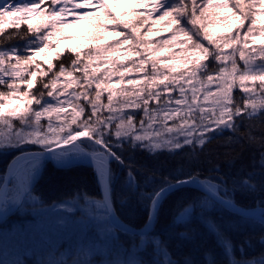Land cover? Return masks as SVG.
I'll use <instances>...</instances> for the list:
<instances>
[{"label":"trees","instance_id":"16d2710c","mask_svg":"<svg viewBox=\"0 0 264 264\" xmlns=\"http://www.w3.org/2000/svg\"><path fill=\"white\" fill-rule=\"evenodd\" d=\"M8 2L9 0H0V7ZM34 2L35 0H12L14 4ZM180 2L181 0H171L165 5L178 7ZM184 2L190 9L191 0H184ZM68 19L71 20V17ZM82 21L84 20L74 24L72 29L75 30L79 24L83 23ZM164 24L165 22H161V25ZM184 24L186 26L187 22L184 21ZM161 25H158V28ZM150 26H152L151 19L147 26L144 25L141 28V32L145 33ZM113 27L110 25L109 30H112ZM187 27L184 32L190 33L192 43L202 41L206 47L208 46V42L203 40L204 31L200 23L195 26L188 24ZM69 30H66V35L70 34ZM118 30L126 31L131 39L130 30H124L122 26ZM197 30L199 31L197 32ZM193 33L197 34L193 35ZM85 42L88 43L86 40ZM101 42L110 43L111 41ZM40 46H42V41L37 34L28 31L26 23H22L20 27L7 26L0 29V55L14 53L25 57ZM250 46L259 48V45L250 44ZM127 49L128 46H124L121 50L127 51ZM85 50V52L88 51L87 48ZM217 51L227 53L231 50L217 49ZM74 55V53L66 51L65 54L56 57L53 61L57 66L56 70L58 71L60 65L63 64L66 72L72 71L71 59L74 58L72 57ZM132 59L135 57L129 58V61L124 63L131 67L130 60ZM236 59L238 69H243L244 62L239 60L238 53ZM37 62L41 63L38 60ZM201 63L203 66L197 71V75L191 78L190 82L181 81L185 89L184 93L180 92V84L174 82L171 93L172 103L169 104L167 95L162 93L159 103L150 99L147 112L143 100L131 95L133 86H128L126 83L120 86L117 94L114 95L111 113L107 108L108 93L107 91L101 93L100 104L102 107L99 108V115L101 119L111 116L113 123L108 129H103L101 126L103 130L97 129L88 135V138L103 144L108 152L112 153V155L109 154V157L113 209L123 223L133 228L144 227L153 197L157 192L170 184L190 178L206 180L217 188L225 198L230 199L238 206L244 208L264 207V101L257 103L253 97L254 108L250 105L246 111L234 115L231 121L218 126L214 125L212 127L214 131L208 135L203 144L198 143V145L182 144L181 141L184 138L182 139L181 136L184 135L188 125H184L183 128L178 127L182 124L179 117L171 120L164 117L165 111L171 112L175 109H180L181 116H188L189 124L193 119H197V123H199L201 118L203 123L207 124L210 118L217 117L211 111L213 108H221V103L218 101L222 99L219 79V69L222 64L214 54H210V57ZM100 64L93 63L91 67L99 66L100 72L96 75L104 79L103 70L108 65ZM41 65L45 69L42 63ZM248 67L252 69L253 67L255 69L264 68V61H259L257 58ZM227 68L228 71H231L230 61L227 62ZM30 70H35V66L22 69V76H26L25 72ZM146 71L151 72L150 65ZM208 75L213 76L212 81L208 80ZM52 78H54L53 72H49L47 77H38L30 91L34 95L43 92L44 95H41L40 98L41 102L45 103L48 98L68 97L70 93L75 95L72 109L75 108L76 111H79L80 108H83L84 111L79 116L76 125L65 129L63 139H67L69 135L83 130V123L79 121L87 119L92 111V106L88 100L83 98V93L87 91L89 99H94L95 86L93 84L91 87H86L82 74L74 72L71 86L66 87L69 77H61L57 83L58 91H54V95L49 97L46 93L52 89H42L41 84L44 81L50 82ZM117 79L113 75L109 83L115 84ZM127 79L141 82L136 87L144 88L142 73L135 71L128 73L125 77V80ZM124 89H127V94ZM0 90L7 91L8 89L5 86H0ZM21 90L23 91L25 88L21 86ZM255 94L262 96L259 92ZM230 95L233 107L241 105L247 95L240 87L238 78ZM193 96L196 98L195 104L192 103ZM206 96L207 99H205ZM175 98L184 99L185 103L175 105ZM135 105H139V107ZM129 118L133 120L135 126L132 131L127 124ZM56 120L55 117H45L39 123L47 125L52 122L54 124ZM121 120L124 121L121 125L122 134L117 136L115 134L116 124H120ZM141 121L144 122L143 128L140 127ZM26 123L29 124L28 121ZM21 127L24 126H21L17 121L13 122L10 128L0 126V139H3L6 133H10V135L21 133L18 129ZM169 128L172 129V132L168 131ZM178 129H181L180 134ZM157 133L159 134L157 135ZM168 133L167 140L170 139V142L167 141V145L164 135ZM138 135H144L150 139L137 140L136 136ZM179 138L180 141H178ZM23 141L18 140V142ZM86 142L84 141L82 144L87 149ZM90 143L92 144V142ZM5 145H8L7 148L0 150V183L3 182L8 163L16 155L30 150H44L39 145L25 147V144H22L17 147L12 142ZM203 200H206V197L192 188L179 189L167 196L160 205L154 229L148 236H130L115 230L108 222L106 210L99 206L102 205V200L96 175L91 168L57 169L51 163L46 162L38 180L26 194L21 207L0 224V239H5L9 235V233L3 235L2 233L10 232L13 229L18 228L21 231L28 228L37 229L39 223L49 225L50 243L40 245L37 250H34L38 253L33 254V251L29 257L25 255V263L22 264H33L30 259L36 260L37 254H40L38 257L41 256L44 260L43 257L47 255L45 252L53 251L51 248L54 249V254L48 264H55L56 256L64 252L66 255L70 254L68 257V261H70L73 259L72 257H76L73 255L78 252L79 248H90V251L98 249L89 263L93 259L101 261L105 257L107 261H127L131 257L132 260L135 259L140 264H153L157 261L158 264H263L259 261L264 259V225L254 220L239 219L212 202L202 206ZM206 201L208 203L209 200ZM93 206H97L99 210L94 209ZM60 209H64L63 212L66 211V214H59ZM182 216L184 218L181 221ZM90 217H97L99 221H95L91 225L89 224ZM77 223H79L82 232L68 230L72 224ZM186 227L192 228L191 231H183V228ZM46 245L50 250H46ZM224 245L228 249L232 247L231 259L229 262L219 263L220 259L216 257L215 253H223L226 248ZM22 248L10 249L15 252ZM6 251L9 254L13 253L8 251V246ZM27 251L28 249L25 252Z\"/></svg>","mask_w":264,"mask_h":264},{"label":"snow or ice","instance_id":"6c2138e0","mask_svg":"<svg viewBox=\"0 0 264 264\" xmlns=\"http://www.w3.org/2000/svg\"><path fill=\"white\" fill-rule=\"evenodd\" d=\"M212 6L211 0H209L206 7L199 9L200 16L198 17L195 0H193L190 9L184 0H181L178 7H165V0H153L150 6L145 0H134L128 5L127 11L123 13L116 12L115 7L110 8L106 0H95V4L94 0H35L31 4L19 5L9 0L3 7H0V29L7 26L20 27L22 23H26L28 31L38 35V38L42 41V46L33 49L31 54L25 57H20L14 53L0 55V86H5L8 89V91H0V118L24 117L29 114L30 105L41 103L40 96L44 93L34 95L30 91L33 89L38 77H47L49 72H53L54 78L50 79V82L44 81L41 84L42 89H52L46 93L47 96L52 97L54 91H58L57 83L61 77H69V83L66 87H70L73 82V73L79 72L82 74L86 87H91L94 84L95 98L90 100L87 91L83 93V98L89 101L92 111L87 119L79 121L83 123V130L69 136L64 141V143H68L81 136L90 135L97 129H101V126H103V129L112 126L113 119L111 116L101 119L99 115V108L102 107L100 104L102 92L107 91L108 93L107 108L109 113L112 112L111 105L114 95L117 94L118 88L125 83L128 86H133L131 95L143 100L146 112L150 99H154L159 103L162 93L167 95L168 103L171 104L173 101L171 96L173 83L180 84V92L184 93L185 89L181 81L190 82L191 78L196 76L197 71L203 66L201 61L208 59L210 54H214L215 58L222 64L219 69L220 94L222 96V99L218 101L221 103L219 116L214 119L210 118V122L207 124L203 123L202 118L199 123H197V119H193L192 123L189 124L188 116H181L180 109H175L171 112L165 111L164 117L167 120L179 117L182 120V128L184 125H188L184 132V135L188 137L202 136L203 131H207L213 124L218 126L231 121L234 115L246 111L250 105L253 108L255 107V104L252 103V97L248 95L249 93L259 92L260 95L264 96V72L254 74L245 71L257 58H259V61H264V0H247V3H245V0H236L234 5L236 11H232L231 17H226L227 20L238 22L236 24H226L229 31L233 27L236 28V35L214 36L209 33L208 28H204L203 40L208 42L207 47L202 41H197L189 45L195 51L190 52L188 48L180 47L179 56L171 52L170 49L173 45L182 43L179 33L184 32V21L187 22V25H197ZM149 7L150 10L144 11ZM218 7L228 9V4L224 3L218 5ZM138 9L140 10L138 11ZM155 13H158V15L154 16ZM69 17H71V20L68 19ZM150 19L152 26L148 27L145 33H142L141 28L147 25ZM81 20L90 22L89 34L85 37L88 43L70 49L75 54L72 56L74 58L71 59L72 71L66 72L63 64L60 65L57 71V66L53 63L51 56L52 54L57 57L61 56L63 51L60 47L61 41L72 38L71 34L66 35V30L71 29L74 24L79 23ZM245 21H248V26L246 30L240 32ZM161 22H165V24L157 28L156 25H161ZM110 25L114 26L112 30H109ZM121 26L124 30H130L131 39L126 31L118 30ZM168 30L172 31L170 38L164 39L158 44L150 42L151 37L159 35L160 31ZM196 34L193 33V35ZM187 40L191 41L192 37L188 36ZM101 41L111 42L101 43ZM250 41L251 45L259 44V48L250 46ZM133 44H135V47H133ZM124 46H128V49L122 52L121 49ZM85 48L88 49L87 52H84ZM217 49H230L231 51L225 53L217 51ZM42 53L45 54L44 64L47 65L46 70L36 60V57ZM165 53H169V56L165 57ZM237 53L239 60L244 62L243 69L237 67ZM133 56L135 59L130 60L132 66L129 67L124 61H129V58ZM229 61L231 62V71H228L227 68V62ZM179 62H182L184 71L176 76L174 74L178 71ZM93 63L108 65L103 70L104 79L96 75L100 72V68L99 66L91 67ZM32 65L35 66V70H30L26 76H22V69ZM149 65L151 66L150 73L146 71ZM134 71L143 74L142 83L144 88L136 87L141 82L135 79L125 80L127 74ZM113 75L118 78L115 84L109 83ZM207 78L209 81L213 80L211 75H208ZM237 78L240 87L247 95L241 105L233 107L230 93ZM249 84H251V87H249ZM21 86L26 90L22 91ZM124 91L127 94V89H124ZM209 94H211L210 91ZM205 99H207V96ZM174 103L175 105H183L185 100L175 98ZM192 103H196L195 96H193ZM135 106L139 107V105ZM53 111L60 114L64 112V109L50 105L42 110H34L35 120L39 122L42 115L51 114ZM73 111L75 115L70 123L61 121L59 127L48 126L47 134L41 138L43 143H60V134L66 128L76 125L78 117L84 110L80 108L79 111H76L74 108ZM201 112H203V109H201ZM123 123L124 121L121 120L120 124H116L117 131L115 134L117 136L122 134L121 125ZM127 124L132 131L135 126L131 118L128 119ZM140 127H144L143 121H141ZM168 131L171 132L172 129L169 128ZM37 136H40V133H37ZM136 139L150 138L138 135ZM203 142V140L200 141L201 144Z\"/></svg>","mask_w":264,"mask_h":264},{"label":"rangeland","instance_id":"374dc122","mask_svg":"<svg viewBox=\"0 0 264 264\" xmlns=\"http://www.w3.org/2000/svg\"><path fill=\"white\" fill-rule=\"evenodd\" d=\"M176 1H178V0H176ZM132 2H134V0H113L111 2H108V4H109L110 8L115 7L116 12L123 13V12L127 11L128 5ZM145 2L148 3L150 6L151 3L153 2V0H145ZM167 2H171V0H165V4ZM191 2L193 3V0H191ZM235 2H236V0H211V3L213 6L207 10L205 15L203 16V18H201V20L199 22L203 31H204V28H208L209 33L213 34L214 36H225V35H231L233 33L237 34V30L235 27H233L231 31H229L226 27L227 23H232V24L238 23L235 20H227L226 19V17H231L232 11H236V9L234 8ZM195 3H196V7H197V16L199 17L200 16L199 9L206 7L207 4L209 3V0H197V1L195 0ZM224 3L228 4V9H222V8L218 7V5H221ZM245 3H247V0H245ZM94 4H95V0H94ZM17 5H19V4H17ZM165 7H167V6L165 5ZM229 9H231V11H229ZM94 10L95 9L93 8V11ZM139 10L140 9H138V11ZM148 10H150V7H149V9H144V11H148ZM85 11H87V10H85ZM156 15H158V13L154 14V16H156ZM82 22L83 23L79 24V26L76 27L75 30H73L72 28L69 30V33L72 36L71 39H63L61 41L60 47L63 49L62 54L63 53L65 54L66 51L71 52L70 49L72 47H75L77 45L86 44L85 37L89 34L90 22L88 20H86V21L84 20ZM145 26H147V25H145ZM247 26H248V21H245L244 27L240 29V32L242 30L243 31L246 30ZM156 27L158 28V25ZM187 28L188 27L186 25L185 29H187ZM171 35H172L171 30L160 31L159 35L150 38V42H154L155 44H158L161 41H163L164 39L170 38ZM179 36H180V41L182 43L179 45H173L170 49L171 52H174L177 54V56H179L180 55V51H179L180 47L188 48V50L190 52L195 51V49H192L191 47H189V45L192 43V40L191 41L187 40V37L190 36V33L188 31L179 33ZM249 44H251V41L249 42ZM256 45H259V44H256ZM85 51L86 50L84 49V52ZM123 51L124 50H122V52ZM44 55L45 54H43V53L40 54L39 56L36 57V60L40 61L44 65L45 69H47V65L44 64ZM164 55H165V57H167V56H169V53H165ZM56 57L57 56H55L54 54H52V56H51L53 61ZM99 65H101V64H99ZM189 67H191V65H189ZM183 71H184V68L182 66V62H179L178 71L174 75L179 76V73L183 72ZM245 71L252 72L255 74V73L263 72L264 68L260 67V68L255 69L253 67V69H252V68L248 67L247 69H245ZM25 73H27V72H25ZM186 75H187V73H186ZM238 82H239V80H238ZM249 87H251V84H249ZM249 96H251L252 98L255 97L254 101L257 103H261L260 101H264L263 96H258L256 94H252V93H249ZM74 98H75V95H73L72 93H70V95L68 97L62 96V97L56 98V99L48 98L46 100L47 103L41 102L39 105H35L34 103L32 105H30L29 106L30 112L28 115H26L24 117H17V118L3 117V118H0V126L2 128H4V126H7L8 128H10L11 124H13V122H15V121L19 122V124L21 126H24V127H21L22 130L20 128H18L21 131V133H18V134L12 133V135H10V133L4 134L5 135L4 138L0 139V140H2L0 142V150L7 148L8 145H5V144L6 143L10 144L11 142L15 143L17 145V147H18V145H22V144H25L24 145L25 147L36 146V145L38 146L39 145L43 149H49L51 147L66 144V143H64V141L67 139H63L64 134H65L64 132L60 134V143L59 144L43 143L41 138L47 134V129H48L49 125H51V127H59L60 126L59 124L61 121H66V122L70 123L71 119L75 115V112L72 109V101ZM50 105H53L54 107H62L64 109V112L57 114L55 111H53L51 114H48V115L44 114L45 116L42 115V117H41L42 120H44L45 117H49V118L55 117L57 119L54 124L52 122H50L47 125H45V124L42 125L39 123L40 121L37 122L35 120L34 110H42L43 108H46ZM220 110H221V108H213L211 112H213L218 117L220 114ZM27 121L29 122V124L26 123ZM178 127H181V126H178ZM212 127H214V124L212 126H210L207 131H203V129H201V131H203L202 136H200V135H196V136H192V137H188L186 135L181 136L182 139L184 138L183 141H181L182 144H187V145H190V144L198 145V143L200 144L201 140L205 141V139L208 137V135L212 131H214ZM180 130L178 129L179 134L181 132ZM37 133H40V136H37ZM75 134H72V135H75ZM16 136H17V138H15ZM164 136H166V137H164V139L166 141V144L168 145V142H170V139L167 140V137H169V133L167 135L165 134ZM86 137L87 136H81V138H82L81 143H84V141L85 142L87 141L86 142L87 143V145H86L87 150L86 151H89L91 153L101 152V150L98 149L93 144H91L90 141H88V139H85ZM17 139L20 141H23L24 139L25 140L23 142H18ZM161 140H163V139H161ZM178 141H180V138L178 139ZM186 141H190V142H186ZM161 146H164V145H161ZM8 149H10V148H8ZM73 151L74 150H72L71 148H68V149H65V151H63V152L64 153H71ZM45 164H46L45 159L37 158V159H31L27 162H24L23 164H21L19 166V169L14 174V178L12 180L10 187H9L8 193L6 195V202H5V206H4V211L9 212V211L13 210L20 203V201L23 199V197L26 196L27 192L30 191V189L33 187V185L38 180ZM1 185H2V183H0V186ZM206 204H207L206 200H203V202L201 203L202 206H204ZM99 206L104 207L103 204L99 205ZM93 207H94V209L99 210L97 208V206H93ZM68 208H70V207H68ZM63 210L64 209H60L59 214H61V213L66 214V211L63 212ZM89 220H90L89 224H91V225H93V223L95 221H99L97 217H90ZM78 222L80 223V221H78ZM79 223L72 224L68 230L69 231L72 230L73 232H76V231L82 232L80 229ZM61 226H63V225H61ZM49 232H50L49 225L44 224V223H42V224L39 223V225L37 226V229L36 228H32V229L28 228V229H24L23 231H21L17 228V229H13L10 232L7 231V232L2 233V235L5 233H7V234L9 233V235L7 237H5V239H0V264H22V263H25L24 262L25 261V258H24L25 255L27 257H29V255L34 250H37V248L40 245L50 243V241H49L50 237H48ZM61 239H63V238H61ZM21 245L23 246V248ZM7 246H8V251H12L13 253L9 254L6 251ZM20 247L22 248V250L20 249V251L17 250L14 252L12 249H10V248H20ZM45 248H46V250H50V248L47 245ZM26 249H28L27 252H25ZM51 249L53 250L52 252H50V251L45 252L47 255L43 257L44 260H42L41 256L38 257L40 254H37L38 255L37 259L35 260L34 256L32 255L34 260L30 259V261L33 264H48V263H50L51 257L54 254V249L53 248H51ZM23 252H25V253H23ZM97 252H98V249L95 251L94 250L90 251V248H87V249L79 248L78 252H76L73 255L76 257H72L73 259H71L70 261H68V257L70 256V254L66 255V252L60 253L55 258V264H140L139 262L135 261L134 258H133L134 260H132L131 257L127 261H123V260H116V261L109 260V261H107L106 257H105L101 261H97L96 259H93L92 262L89 263V261L91 260V257ZM35 253H38V251H34L33 254H35ZM86 257H87V259H86ZM40 260H42V261H40ZM259 262L264 264V259L262 258ZM158 263L159 262L157 261L153 264H158Z\"/></svg>","mask_w":264,"mask_h":264},{"label":"water","instance_id":"95a60500","mask_svg":"<svg viewBox=\"0 0 264 264\" xmlns=\"http://www.w3.org/2000/svg\"><path fill=\"white\" fill-rule=\"evenodd\" d=\"M80 139L71 141L70 144H63L60 146H56L54 148L48 149V150H35V151H27L18 154L16 157H14L11 162L9 163L4 182L0 191V223L4 222L6 219L11 217L14 213L18 211V209L21 207L24 198L20 201V203L11 211L6 212L4 211V206L6 202V195L10 186L11 181V175L14 176L13 172L16 166H20L22 163L27 162L31 159L36 158H42L50 162L53 166H56L55 162L53 161L54 155H56L59 151L65 150L68 148L73 149L74 151L72 154H80L81 157L84 159L90 160L92 162V169L94 170L96 174L97 184L100 190L101 199L103 201V204L107 210L108 217H109V223L110 225L119 232H122L127 235L131 236H138V237H145L147 236L152 230L155 223V219L157 216L158 208L161 204V202L168 196L170 193L182 189V188H194L201 190L204 194H206L209 198H211L214 202L219 204L220 206L224 207L226 210L230 212H234L236 214H239L245 218L258 220L260 222H263L264 224V217L261 215L264 214V208L256 207L252 208L250 210L247 209H241L234 205H229L227 203V200L222 198L219 193L216 192L206 181L201 179H190V180H183L179 181L177 183L170 184L166 186L165 188L161 189L154 199L153 206L150 211L149 218L144 225L142 229H136L133 228L123 222H121L116 214L113 211L112 204H111V197H110V166H109V160L108 157L105 155L104 152H98L94 154L87 153L82 146L80 145ZM94 145L98 148L102 149L103 151H107V149L99 142L93 141ZM73 147V148H72ZM74 165L66 166V167H59V168H68ZM58 167V166H56ZM101 167L103 168L104 173V180L101 178ZM261 214V215H260Z\"/></svg>","mask_w":264,"mask_h":264},{"label":"bare ground","instance_id":"6f19581e","mask_svg":"<svg viewBox=\"0 0 264 264\" xmlns=\"http://www.w3.org/2000/svg\"><path fill=\"white\" fill-rule=\"evenodd\" d=\"M88 137V136H87ZM80 142V145L82 146V148L86 151L87 149L86 148H84V146H83V144L81 143V141H79ZM66 144H70V142H68V143H66ZM63 145V144H62ZM103 145V144H102ZM58 146H60V145H58ZM104 146V145H103ZM56 147V146H55ZM105 147V146H104ZM51 148H54V147H51ZM51 148H49V149H51ZM73 148V147H72ZM106 148V147H105ZM107 149V148H106ZM44 150H48V149H44ZM73 150V149H72ZM31 151H35V150H31ZM41 151H43V150H41ZM63 151H65V150H61V151H59L56 155H54V159H53V161L55 162V164H56V166H58V167H56V166H54L55 168H57V169H65V168H59V167H66V166H70V165H74V166H71V167H68V168H74V167H87V168H91L92 169V162L90 161V160H87V159H84L83 157H81L80 156V154H78V153H76V154H72V152L71 153H64ZM87 153H90V154H94V153H91V152H89V151H86ZM102 152H104L105 153V155L108 157V160H109V166H110V157H109V154H111L112 155V153L110 152H108V150L107 151H103V150H101V153ZM56 156V157H55ZM11 162V161H10ZM9 162V163H10ZM9 163H8V165H9ZM50 163V162H49ZM8 165H7V167H8ZM7 167H6V170H7ZM19 169V166H16V168L14 169V172H13V174H15L16 172H17V170ZM67 169V168H66ZM6 170H5V174H6ZM93 170V169H92ZM94 171V170H93ZM11 181H10V185H11V183H12V180H13V178H14V176L13 175H11ZM4 178H5V176H4ZM4 178H3V182H4ZM101 178H102V180H104V173H103V168L101 167ZM190 179H197V178H190ZM189 179V180H190ZM202 180V179H201ZM204 181H206V180H204ZM3 182H2V185H3ZM179 182V181H178ZM177 183V182H176ZM206 183H208L207 181H206ZM216 192H218L219 194L218 195H220L222 198H224L225 200H227V203L229 204V205H234V206H236V207H238V208H241V209H247V210H250V209H252V208H244V207H241V206H238L237 204H235L234 202H232L230 199H227V198H225L219 191H218V189L217 188H215L213 185H211L210 183H208ZM2 185L0 186V191H1V188H2ZM109 186H110V181H109ZM10 187V186H9ZM193 190H196V191H198L200 194H202L203 196H205L206 197V200L208 199L209 201H208V203L207 204H209V202H212V203H214L216 206H218V207H221V208H223V209H225L224 207H222V206H220L219 204H217L216 202H214L211 198H209L206 194H204L201 190H198V189H194V188H192ZM9 190V189H8ZM179 190V189H178ZM100 191V190H99ZM177 191V190H176ZM175 192V191H174ZM28 193V192H27ZM158 193V192H157ZM173 193V192H172ZM172 193H170V194H172ZM169 194V195H170ZM157 195V194H156ZM156 195H154V197H153V202H154V199L156 198ZM168 195V196H169ZM100 196H101V194H100ZM110 197H111V190H110ZM24 199H25V196L23 197ZM166 198H167V196H166ZM102 200V199H101ZM164 200H165V198H164ZM163 200V201H164ZM162 201V202H163ZM153 202H152V204H151V207H150V209H149V212H148V218H149V215H150V211H151V208H152V206H153ZM162 202H161V204H162ZM102 204H103V201H102ZM111 204H112V200H111ZM160 204V205H161ZM212 205V204H211ZM103 206H104V204H103ZM256 207H260V206H256ZM255 207V208H256ZM112 208H113V205H112ZM260 208H264V207H260ZM104 209L106 210V208H105V206H104ZM159 210H160V206H159V208H158V211H157V215H158V212H159ZM226 210V209H225ZM113 211H114V209H113ZM226 211H228V210H226ZM228 212H230V211H228ZM114 213H115V211H114ZM232 215H234L235 217H237V218H239V219H246V220H251V219H249V218H245V217H243V216H241V215H239V214H236V213H234V212H230ZM106 214H107V218H108V222H109V217H108V213H107V210H106ZM261 215V214H260ZM117 216V215H116ZM262 217H264V214H262L261 215ZM148 218H147V220H148ZM156 218H157V216H156ZM183 216H182V218H180L181 219V221L183 220ZM119 219V218H118ZM120 220V219H119ZM121 221V220H120ZM254 221H256V222H259V223H261L262 225H264L263 224V222H260V221H258V220H254ZM122 222V221H121ZM147 222V221H146ZM155 222H156V219H155ZM146 224V223H145ZM154 225H155V223H154ZM142 229V228H141ZM153 229H154V226H153ZM191 229L192 228H188V227H186V228H183V231L185 230V231H191ZM153 231V230H152ZM151 231V232H152ZM150 232V233H151ZM149 233V234H150ZM148 234V235H149ZM147 235V236H148ZM138 237V236H137ZM146 237V236H145ZM225 246V245H224ZM226 248H225V251L223 252V253H215V254H217L216 255V257H218L220 260H219V263H221V262H229V259H231V253H232V247H231V249L229 250L228 248H227V246H225ZM210 249V248H209ZM229 251H228V250ZM222 259V260H221Z\"/></svg>","mask_w":264,"mask_h":264}]
</instances>
